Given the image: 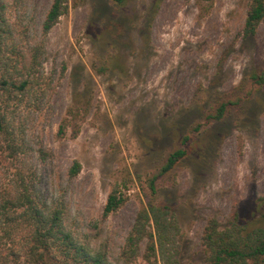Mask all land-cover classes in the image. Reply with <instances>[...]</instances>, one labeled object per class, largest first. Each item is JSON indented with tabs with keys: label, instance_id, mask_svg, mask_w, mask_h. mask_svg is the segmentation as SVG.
Listing matches in <instances>:
<instances>
[{
	"label": "rangeland",
	"instance_id": "obj_1",
	"mask_svg": "<svg viewBox=\"0 0 264 264\" xmlns=\"http://www.w3.org/2000/svg\"><path fill=\"white\" fill-rule=\"evenodd\" d=\"M52 1L4 0L14 32L44 45L43 73L52 79L50 106L29 131L43 198L64 204L67 229L119 249L148 203V178L188 135L187 155L158 180L156 197L178 217L181 264H206V221H224L250 193L264 199V21L243 37L249 0H213L207 13L195 0H162L153 19L149 0L123 8L65 0L44 36ZM228 100L236 104L225 116L206 122ZM74 161L80 168L70 177ZM114 187L126 201L104 218Z\"/></svg>",
	"mask_w": 264,
	"mask_h": 264
},
{
	"label": "trees",
	"instance_id": "obj_2",
	"mask_svg": "<svg viewBox=\"0 0 264 264\" xmlns=\"http://www.w3.org/2000/svg\"><path fill=\"white\" fill-rule=\"evenodd\" d=\"M111 1L123 8L132 0ZM161 2L148 1L144 11L150 19L158 12ZM195 2L207 13L213 0ZM65 10V0L52 1L42 22L44 36ZM6 13L7 5L0 0V264H134L138 259L146 264H158V261L181 264L183 237L179 234L178 217L173 207L157 200L156 194L158 180L187 155L189 136H183L158 173L148 178V203L137 212L119 249L110 246L109 240L102 236H78L67 229L64 204L43 198L37 168L32 162L36 150L29 131L36 118L49 108L53 88L52 79L43 73L44 45L23 38L25 32L22 37L15 33ZM262 21L264 0H249L242 23L243 37H253ZM126 40L130 42L129 38ZM145 41L139 38L136 44ZM111 66L118 67V62L112 60ZM250 78L253 82L263 81V76L257 73H252ZM235 104L231 100L220 103L205 117L206 122L220 121ZM67 126L65 120L59 132ZM79 168V163L74 161L69 169L70 177ZM125 201L118 187H114L106 197L102 216L106 218L114 213ZM199 251L206 264H264L263 197L250 193L224 221L208 219Z\"/></svg>",
	"mask_w": 264,
	"mask_h": 264
}]
</instances>
